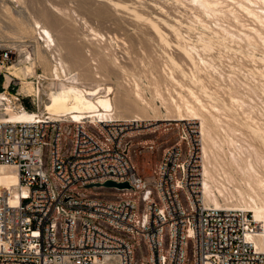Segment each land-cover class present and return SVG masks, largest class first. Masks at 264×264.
I'll list each match as a JSON object with an SVG mask.
<instances>
[{"label":"built area","instance_id":"obj_1","mask_svg":"<svg viewBox=\"0 0 264 264\" xmlns=\"http://www.w3.org/2000/svg\"><path fill=\"white\" fill-rule=\"evenodd\" d=\"M0 73V99L35 113L31 121L0 118V162L18 167L22 186L17 204L0 200V264H264L252 213L206 203L198 143L165 148L147 178L124 146L138 122L50 116L41 95L20 91L13 76L5 85Z\"/></svg>","mask_w":264,"mask_h":264},{"label":"rangeland","instance_id":"obj_2","mask_svg":"<svg viewBox=\"0 0 264 264\" xmlns=\"http://www.w3.org/2000/svg\"><path fill=\"white\" fill-rule=\"evenodd\" d=\"M128 2H131V4L149 14L156 13L166 16L165 12H162L159 7V5H162L172 16H177L181 19L183 23L181 24L182 30L184 33L188 34V36L190 35V38L195 42L199 39L198 33L200 30H206L204 28V23L216 27L217 21H221L227 24V28L233 27L229 28L232 31H234V29L235 31L245 29L255 24L251 16L249 17V15H246L244 11H241L239 16V18H241L239 19L240 22L232 18L231 15L225 17L224 20L222 19V15L221 17L220 15L219 17L215 16L216 19L213 15H209L201 8L192 5L189 0H182V2L179 0H128ZM201 17L203 21L205 20L206 22H203ZM229 17L231 19H229ZM35 19H40L52 30L56 41V45H52V50L48 49L49 47H45L47 43L43 41V38L41 39L37 31L38 28L34 27ZM84 19L87 23L84 22ZM242 24L247 25L244 27V25L241 26ZM91 27L95 31L97 30V32L102 33L104 37L100 38L99 35H95ZM258 42H256L257 44L255 45L254 43L250 44L245 40L242 41L237 38L233 39L227 37L219 41L214 39L213 42H211L210 48L206 49L204 53L209 58H213V63H215V66H218L220 70L218 68L215 72L213 68L209 70V72L211 71V75L216 77H213V79L211 78L212 76H208L207 73L202 74L203 77H206V86L211 90H218L229 103H231V100L228 94H226L228 92H226V89L220 88V86L228 88L231 84V86H233V84L237 85V81H239L240 83L246 82L256 87L258 93H254L255 95L252 93L253 96L251 95V99L247 95L245 96V99L248 98L247 102H249V100L256 101V104L250 102L255 105V108L258 107L256 109V114H259V112L264 113V105H262L264 103V96L261 91V85L264 84V75L259 73L256 68H262L264 66V43L262 41ZM38 43L43 48V53L46 56L43 60L38 55ZM198 44L201 45L199 42ZM0 53V69L6 73L12 65L23 67L24 65L30 64L32 60L36 61L34 73H27L25 76L20 74L17 78L20 83V88L22 81L28 80L34 84L36 89H39V95L43 97L42 102L39 101L40 110L49 98V87L53 81L51 68L56 61H58L60 56L73 73L78 74L80 78L82 77L81 80L85 82L86 85L88 83V85H93V83L96 84L99 79L102 81H99L102 83V86L105 84L113 85L115 92L112 94V97L115 103L119 106L121 105L120 101L126 100L128 101L126 105H129L123 109L119 106L116 110V114L122 109V117L120 116V118H135V115L138 113L144 115L143 117L145 118V121H141L138 124L139 127L136 128L135 131H129V134L124 140V146L128 149L138 171L147 178H152L153 167L155 163L161 159L165 148L174 143H198L195 145L194 150L200 167L199 177L201 178L200 184L202 185L203 143H205L206 140H204L200 132V120L189 122V120L174 119L177 118L178 115H176L177 117L175 116L177 111L172 106L171 100H173L174 97L180 100L179 97L181 93L189 97L187 90L188 85L194 87L206 101L216 102L215 100L217 99H211L201 89L200 84L192 82L190 76V73H192L191 63L181 58V53L175 46L163 44L159 36L152 31L149 24L145 21L135 18L127 11L116 9L106 0H0ZM28 53L31 54V56H29ZM167 53H173L180 58V60L182 59V65H185L183 67L187 74L183 75L178 68H174V72L185 86L181 87V85L169 77L168 67L170 65H168ZM103 62L112 64L114 62L119 65H114V72L108 74L106 77L102 75L100 78L99 76L98 78H95L97 76L89 78V76H94V73L98 71L99 64L102 65ZM101 67L99 68L102 69ZM11 70H14V68L11 67ZM218 72H221L222 76ZM4 79L5 76L0 73V82L1 80L3 82ZM93 79L97 82H93ZM136 82L140 85L142 95L157 107L156 111L151 109L147 110L148 112L142 111L133 101L134 97H136ZM239 82L238 84H240ZM242 89L244 90V88ZM242 89L239 88L240 91ZM9 91L13 92L15 90L9 88ZM33 94L36 95L34 92ZM256 94L261 95V98L259 95L256 96ZM37 99L35 97V103H30L31 108H36ZM261 101L263 103H261ZM18 103L19 102H17V104ZM234 108L233 105H231L230 108L225 110V113L229 114V116H223L225 118L228 117V119L230 118V121H228V119H223L227 121L226 123H229L230 126L232 125L231 128H233V130L240 126L238 128L239 130H235L236 135L232 134L235 131L231 130V133L229 131L231 137L232 135L234 138L236 136L235 141L237 142L235 143L242 141L239 143L251 142L259 145V140L252 138V136H248L250 134L248 131L246 132L247 128L240 123L242 117L240 113H238L239 109L237 106H234ZM0 109H2L0 110L1 116V112L6 109L3 105L0 106ZM167 115L173 118V120H162L159 121V123L153 124L154 119L158 116V118L163 119L168 117ZM63 117L66 118L69 116ZM232 119H234V122L236 120V123H234ZM216 131L219 132V135L225 132L222 133V129L221 131L218 129ZM240 131H242L241 134ZM244 134L248 142H246ZM225 135L227 136V133L222 135V143H225L227 138H229ZM224 136L226 139L225 142ZM250 139L253 140L251 141ZM255 140L256 142H254ZM209 142L211 143V141L207 140V143ZM141 143H157V148L154 151H149L145 149ZM230 193L231 192H228L224 198L228 195L227 200H229V197L232 200L234 198L235 200L233 201H236V199L239 200L237 194L231 193L232 195H229ZM3 198H5V190L1 194L0 200ZM221 199L223 201V198ZM232 200L227 202L232 203ZM231 207L244 208L243 206Z\"/></svg>","mask_w":264,"mask_h":264},{"label":"bare ground","instance_id":"obj_3","mask_svg":"<svg viewBox=\"0 0 264 264\" xmlns=\"http://www.w3.org/2000/svg\"><path fill=\"white\" fill-rule=\"evenodd\" d=\"M106 1H108L116 9L127 11L131 13L135 18L148 23L152 31L159 36V39L163 44L167 46H175L181 53V58L191 63L192 73H190V76L192 82L195 84H200L201 89L211 99H217L215 100L216 102L206 101L203 97H201L199 92L195 90L194 87L188 85L187 90L189 97L181 93L179 97L180 100L176 99V97L171 100L172 106L177 111V114H175V116L178 115V117L176 116L177 118L174 119L189 120V122L193 120H200V132L202 133L204 140H206L205 143H203V177L201 186L203 197L206 203L214 205L216 207H221L224 205L239 207L243 206V209L250 211L253 215L254 220L260 224V229L255 235H252V240L258 248L264 251V113L259 112L260 115L256 114V109L258 107L255 108V105L252 104L256 101L249 100V102H247L248 98H246L247 100L245 99L246 95L251 99L253 94L258 93V91H256V87H253L251 84H248L246 82H242V84L239 81H237V85L233 84V86H231V84L228 88L220 86V88H224L226 89V92H228L226 94H228L229 99L231 100V103H229L225 100V98H223L222 94H220L218 90H211L206 86V77H203L202 75L203 73H207L208 76L211 77V71L209 72V70L213 68L215 72V70H217L218 68V66L216 67L215 63H213V58H209L204 53L206 49L210 48L212 44L211 42H213L214 39H217L219 41L224 38L230 37L233 39L237 38L242 41L245 40L248 43H254L255 45L258 41H262L264 43V0H189L192 5L197 8H201L204 12L208 13L209 15H213L214 17H219V15L221 17L222 15V19L224 20L225 17L231 15L232 18L238 21L239 19H241L239 18L241 11H244L245 14L249 15V17L251 16V18L255 22V24L251 25L250 27L247 26L248 28L237 31H235V29L234 31L229 29L233 27L227 28V24H224L221 21H217L216 27H212L208 23H204V28L206 30H200L199 33L197 32L199 34V39L197 42L192 40L190 38V35L188 36V34L184 33L181 28V24H183L181 19L177 16H172L162 5H159V7L162 12H165L166 16L158 15L156 13L149 14L146 11H142L141 9L137 8V6L131 4V2H128V0ZM179 1L182 2V0ZM229 19L231 18L229 17ZM201 20L203 21V18ZM84 22L87 23L85 19ZM238 22H240V20ZM34 23V27L38 28L37 31L41 39L43 38V41L47 43L45 47H49L48 49L52 50V45H56L52 30L40 19H35ZM243 25L244 24H242L241 26ZM92 31L95 32V35H99L100 38L104 37L102 33L97 32V30L95 31L93 28ZM198 42L201 43V45L198 44ZM37 50L39 57L42 60L45 59L46 56L43 53V48L39 43ZM29 56H31V54H29ZM167 56L168 65H170L168 67L169 77L179 85H181V87L185 86L182 80L179 79V77H177L174 72V68H178L183 75L187 74L186 70L183 67L185 65H182V59L180 60V58H178L173 53H167ZM35 63L36 61L32 60L30 64L24 65L23 67L12 65L11 67H13L14 70H11V67H9V70L6 73L7 75L5 85L8 84L12 76L17 78L20 74L25 76L27 73H34ZM100 65L101 64H99V67L102 66V69L98 67V71L94 73V76L90 77L88 75L89 78L95 76H97L95 78H98V76L100 78L102 75L106 77L108 74L114 72V65L119 64H115L114 62L113 64L103 62V64L101 66ZM256 68L259 73L264 75V66L262 68ZM51 69L53 74V81L51 82V86L49 87V98L41 109L43 113H48L50 116H71L75 120L79 119L85 114L105 118L113 116L114 113L115 116L122 117V109L129 106L126 105L128 101L121 99V105L119 106L122 107V111L119 110V113L116 114V110L117 108H119V106L115 103L112 97V94L115 92V88L113 87V85L105 84L104 86H102V83H100L102 81H100V79L96 84L93 83L92 85L91 82V85H88L89 83L86 85L85 82L81 80L82 77L80 78L78 74L73 73V71L67 67V64L63 61L61 56L58 58V61H56ZM221 72L218 73L221 74ZM213 77L214 76H212L211 78L213 79ZM93 82L97 81L93 79ZM238 82L241 85L238 84ZM261 86V91L264 96V84ZM239 88H244V90L242 89L241 92ZM20 90L30 94L33 92L35 94L40 93L39 89H36L34 84H32V82L28 80L22 81ZM135 94L136 97L132 99L142 111H147L149 109L156 111L157 107L142 95L138 82L135 83ZM5 95V93H0V98L4 97ZM257 95L259 94H256V96ZM260 96L261 95H259V97ZM6 99V101H2L0 99V106L3 105L6 109L5 111L1 112V119H10L12 121H31L35 117L34 112L20 109V104H17L16 101H13L14 99L11 96L7 95ZM263 102L261 101V103ZM231 105H233V108L234 106H237V108L239 109L238 113H240L242 117V121H240V123L247 128L246 132H249V137L252 136V138L259 140V145L257 143H249L245 134V140L248 143H239L242 141H238V143H235L237 142L235 141L236 136L234 138L233 135H236L235 130H239L238 128L240 126L237 123L239 127H236V129L233 130V128H231L232 125L230 126L229 123H226L227 121H224V119H228V117L225 118L226 115L229 116V114L225 113V110L230 108ZM262 105H264V103ZM135 116V118H129L131 121H133L132 128L136 122L140 123L141 121H145V118L143 117L144 115H142L141 113H138ZM158 117L154 119L153 124L159 123V121L162 120H173V118L169 116L163 119H160ZM229 119L228 121H230ZM232 120L234 122V119ZM234 123H236V120ZM217 129L219 131H221L222 129V133L224 131V133H227V136L229 138H227L226 141L225 135L224 142L226 141L228 143H222V135H224V133L222 135L220 134V139L219 132L216 131ZM231 130L235 131L232 133V137L230 134L232 132ZM241 133L242 131H240V134ZM207 140L211 141V143H207ZM254 142H256V140ZM198 172L199 173H197L196 176L198 177L197 179H200L199 169ZM4 190L5 197L11 204L15 205L19 202L22 193V186L20 183L18 167L12 163L0 162V197ZM228 192L237 194L239 200L236 199V201H233L235 200L233 197V200L230 199V197L229 200H227L228 195L226 198H224ZM231 193L229 195H232ZM220 196L221 198H223V201ZM226 200H232V203H228Z\"/></svg>","mask_w":264,"mask_h":264},{"label":"water","instance_id":"obj_4","mask_svg":"<svg viewBox=\"0 0 264 264\" xmlns=\"http://www.w3.org/2000/svg\"><path fill=\"white\" fill-rule=\"evenodd\" d=\"M105 185H107V186H117V187H121V188L129 186V184L127 182L117 183V182L111 181V180L107 181L105 183Z\"/></svg>","mask_w":264,"mask_h":264},{"label":"trees","instance_id":"obj_5","mask_svg":"<svg viewBox=\"0 0 264 264\" xmlns=\"http://www.w3.org/2000/svg\"><path fill=\"white\" fill-rule=\"evenodd\" d=\"M1 82H2V80H1Z\"/></svg>","mask_w":264,"mask_h":264},{"label":"flooded vegetation","instance_id":"obj_6","mask_svg":"<svg viewBox=\"0 0 264 264\" xmlns=\"http://www.w3.org/2000/svg\"><path fill=\"white\" fill-rule=\"evenodd\" d=\"M1 83V82H0Z\"/></svg>","mask_w":264,"mask_h":264}]
</instances>
